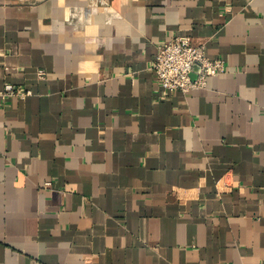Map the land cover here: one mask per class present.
<instances>
[{
    "label": "crops",
    "instance_id": "crops-1",
    "mask_svg": "<svg viewBox=\"0 0 264 264\" xmlns=\"http://www.w3.org/2000/svg\"><path fill=\"white\" fill-rule=\"evenodd\" d=\"M0 264H264V0H0Z\"/></svg>",
    "mask_w": 264,
    "mask_h": 264
},
{
    "label": "built area",
    "instance_id": "built-area-1",
    "mask_svg": "<svg viewBox=\"0 0 264 264\" xmlns=\"http://www.w3.org/2000/svg\"><path fill=\"white\" fill-rule=\"evenodd\" d=\"M199 71L195 72V66ZM161 86L170 91H182L187 94L204 88L210 76L224 73L227 69L223 58L211 59L207 55L204 42H194L191 37L173 36L158 46V51L151 64ZM195 72L196 77L192 76ZM29 90L21 91L18 87L7 84L1 96H26Z\"/></svg>",
    "mask_w": 264,
    "mask_h": 264
},
{
    "label": "water",
    "instance_id": "water-1",
    "mask_svg": "<svg viewBox=\"0 0 264 264\" xmlns=\"http://www.w3.org/2000/svg\"><path fill=\"white\" fill-rule=\"evenodd\" d=\"M199 69H200L199 65H196L194 71L197 72V71H199ZM195 72L192 73V76H193L194 78L196 77Z\"/></svg>",
    "mask_w": 264,
    "mask_h": 264
}]
</instances>
